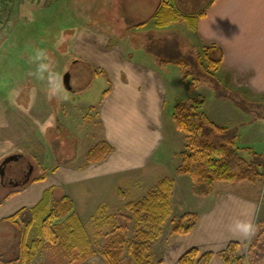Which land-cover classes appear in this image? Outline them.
<instances>
[{
    "label": "rangeland",
    "instance_id": "1",
    "mask_svg": "<svg viewBox=\"0 0 264 264\" xmlns=\"http://www.w3.org/2000/svg\"><path fill=\"white\" fill-rule=\"evenodd\" d=\"M56 1L58 2V0H10L7 2L5 12L0 16V165L9 155H21L17 159L19 162H15L16 159L9 161L11 165L8 164L4 170L10 172L12 167L27 168L30 163L33 171L29 180L51 173L57 167L87 164L85 160L87 149L103 139V128L97 118V107L105 90L111 86L109 77L102 69L94 68L84 59L75 56L69 41L60 40L61 43L58 41L60 29L76 20L71 10L66 11L71 4L70 0H61L60 3ZM95 2L97 0H94ZM105 4V0H102L99 8L94 9L88 14V19L78 24L92 25L98 32H104L106 27L112 24V17H115L112 12L109 13V9L102 10L101 6ZM58 6L61 15L55 12ZM62 15L64 18L59 21ZM76 19L81 20L78 17ZM175 30L174 27L158 28L155 37L163 38L165 41L163 45L161 43L151 45V53H145L150 45L147 35H130L131 42H134V45L131 43L134 57L154 65L159 74H162L166 88L164 139L156 153L158 159H162L166 165L161 172L155 169L152 181L156 183L166 176L176 178L177 181L174 197L172 195V213L162 226V235L149 251L150 260L154 263L162 262L160 264H173L172 242L176 236L172 233L173 223L184 213L195 212L197 207L205 206L208 201L197 199L199 197L189 193L188 182L190 183L191 179L188 175L177 177L175 173L176 167L181 163L178 153L187 149L186 133L175 127L172 118L177 102H188L193 97L204 96L206 98L204 109L210 118L236 134V144L241 155L250 161H255L256 156L259 160L263 159V166L258 169L264 173V98H252L247 94L249 102L242 104L224 97L226 93L221 94L220 90L215 89L213 81L207 75L209 72L197 67V54L203 48L193 36ZM119 32L122 31L119 29L116 33ZM129 32L134 34L136 31L133 29ZM122 39L124 38L115 36L111 44L124 41ZM181 57L189 63L191 70L186 78L184 76L187 66L183 68L174 61H166L168 58ZM67 71L71 74L72 90H68L63 83V76ZM214 73L217 77L215 80L224 76L219 70ZM194 77L200 78L203 83L191 87ZM223 78L229 88L227 91L238 93L233 91L235 89L230 77ZM238 91L243 97L246 96L243 90ZM248 106L250 111L245 109H249ZM115 184L118 187L116 193L111 190L106 194L109 206L101 213L99 204L94 210H92L94 206L90 209L91 214L87 211L80 215L73 199L64 195L72 202L73 210L87 229L96 250L92 257L81 264H108L105 251L112 238L116 236L117 240L128 241L133 235L132 222H128L119 214L121 198L118 189L129 192L130 199L141 196L145 190L128 184L126 180L116 179ZM215 187L216 190L231 189L258 201L254 239L260 237L264 241V178L258 181H217ZM16 188L18 187L0 186V201L9 191ZM53 197L51 195L52 199L55 198ZM87 206L89 207L88 204ZM110 211L117 214L115 216L118 223L126 226L125 232L112 230V218L108 215ZM88 217L90 219L86 220ZM62 218L53 219L51 222H59ZM8 226H11V223H0V253L3 252L6 259L17 255L23 234L22 228L14 226L11 234H16L17 238L12 241L14 244L12 248H9L10 240L5 234ZM33 237L35 230L29 238ZM247 252L248 245L243 255ZM122 259L121 264H132L125 248ZM32 262L61 264L54 256L53 246L42 248ZM2 263L3 259L0 257V264Z\"/></svg>",
    "mask_w": 264,
    "mask_h": 264
},
{
    "label": "crops",
    "instance_id": "2",
    "mask_svg": "<svg viewBox=\"0 0 264 264\" xmlns=\"http://www.w3.org/2000/svg\"><path fill=\"white\" fill-rule=\"evenodd\" d=\"M161 1L105 0L102 10L109 9L115 17L104 32H98L92 25L78 22L88 19V14L98 9L102 0L95 3L94 0H70L66 11L75 14L76 22L64 25L57 38L60 43V40L69 41L75 56L102 69L111 81L97 107V118L102 124L103 139L113 146V151L100 163L57 167L51 173L42 174L44 178L31 179L18 191L5 195L0 201V223L8 222L4 219L22 208L34 207L47 191L55 198L71 197L83 215L93 206L92 210L108 202L106 194L118 188L116 179L126 180L141 190L155 184L152 181L155 169L161 172L166 165L156 154L164 139L166 88L162 74L154 65L134 57L130 35L163 40L155 37L157 29L174 27L175 31L193 36L202 48L215 45L222 51L219 71L230 77L233 89L243 90L245 98L249 97L247 94L264 98V0H213L212 3L211 0H169L174 8L187 15L198 14L208 6L194 29L184 19L167 26L157 25L156 12ZM55 12L61 15L60 6ZM61 18L64 16L59 21ZM119 29L122 32L117 34ZM133 29L136 32L131 34L129 31ZM115 36L124 41L111 44ZM146 50L145 53H151ZM180 176L183 175H177ZM176 181L174 178L173 197ZM189 181V193L208 201L205 206L197 207L195 212L199 217L193 229L175 236L170 252L173 264L192 247L200 253L212 252L208 264H227L220 252L231 241L238 243V253L243 255L256 231L258 201L231 189L216 190L215 185L211 194L196 195L192 192V180ZM120 200L122 205L125 200ZM13 228L11 223L5 231L9 248L17 238L11 234Z\"/></svg>",
    "mask_w": 264,
    "mask_h": 264
},
{
    "label": "trees",
    "instance_id": "3",
    "mask_svg": "<svg viewBox=\"0 0 264 264\" xmlns=\"http://www.w3.org/2000/svg\"><path fill=\"white\" fill-rule=\"evenodd\" d=\"M207 7L198 14L187 15L180 13L169 0H162L156 12L157 25L167 26L184 19L194 29L197 20L205 15ZM149 41L150 45L147 49L151 51V45L158 43L163 45L165 40L151 38ZM166 61H174L183 68L187 66L184 78L190 75L189 63L184 61L183 57L168 58ZM221 62L222 51L215 45L206 46L197 54V67L209 72L207 75L213 81L216 90H220L221 94L226 93L223 96L236 103H248V99L238 90H233L238 93L227 91L229 88L221 77L215 80L217 77L214 72L220 69ZM201 83L203 82L200 78L194 77L190 86L196 87ZM205 102L206 98L199 95L188 102L179 101L174 105L172 112L174 125L186 133L187 139V149L178 153L181 163L175 169L176 175H188L192 180V192L202 196L211 194L217 181L262 180L264 173L258 167L263 166V159L259 160L256 156L255 161H250L241 155L236 144V134L210 118L204 109ZM248 107L249 109H245L250 111V106ZM112 151L113 146L107 140L101 139L87 149L85 160L87 163H100ZM42 178L44 175L36 176L32 180ZM21 187L9 191L7 195H11ZM173 187L174 178L166 176L159 179L152 187L145 189L141 196L131 199H128L129 192L118 189L119 198L125 200L118 208L121 211L119 214L128 222H132L133 235L128 241L117 240L116 236L112 238L111 244L105 251L108 264H121L124 248L132 264L162 263L151 261L149 251L162 235V226L172 213ZM100 206L101 213L105 212L109 205L103 203ZM108 215L112 218L113 231H126V226L117 222L115 216L117 214L110 211ZM59 217H63L62 220L51 222ZM198 217L197 212L184 213L173 223L172 233L175 235L189 233L196 225ZM4 220L22 228L23 234L18 253L14 258L6 259L4 254H0L3 259L2 264H34L33 259L46 246H53L54 256L61 264H81L96 252L93 240L73 210L72 202L68 201L67 196L52 199L51 193L47 191L34 207L22 208ZM34 230L35 237L30 239ZM220 255L227 264H264V241L260 237L254 239L253 236L246 255L239 254L238 243L231 241ZM211 257L212 252L200 253L198 248L192 247L179 257L177 264H208Z\"/></svg>",
    "mask_w": 264,
    "mask_h": 264
},
{
    "label": "flooded vegetation",
    "instance_id": "4",
    "mask_svg": "<svg viewBox=\"0 0 264 264\" xmlns=\"http://www.w3.org/2000/svg\"><path fill=\"white\" fill-rule=\"evenodd\" d=\"M20 157L21 155L18 156V158ZM17 159L15 162H19ZM8 164L10 163H7L5 167ZM32 171H33V166L30 163L28 164L27 168L12 167L10 172L4 170L3 175L0 174V186L3 188H8L9 186H14V187L23 186L30 179Z\"/></svg>",
    "mask_w": 264,
    "mask_h": 264
},
{
    "label": "water",
    "instance_id": "5",
    "mask_svg": "<svg viewBox=\"0 0 264 264\" xmlns=\"http://www.w3.org/2000/svg\"><path fill=\"white\" fill-rule=\"evenodd\" d=\"M70 72L69 71H67L65 74H64V76H63V83H64V86L68 89V90H72V86H71V84H70ZM18 154H14V155H9V156H7L3 161H2V164L0 165V174L1 175H3V173H4V167H5V165L9 162V161H11V160H13V159H17L18 158Z\"/></svg>",
    "mask_w": 264,
    "mask_h": 264
},
{
    "label": "built area",
    "instance_id": "6",
    "mask_svg": "<svg viewBox=\"0 0 264 264\" xmlns=\"http://www.w3.org/2000/svg\"><path fill=\"white\" fill-rule=\"evenodd\" d=\"M8 0H0V16L5 12Z\"/></svg>",
    "mask_w": 264,
    "mask_h": 264
}]
</instances>
